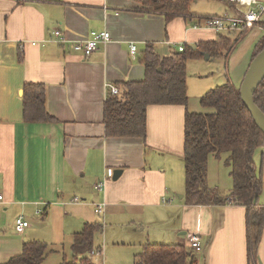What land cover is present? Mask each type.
<instances>
[{
  "label": "crops",
  "instance_id": "1",
  "mask_svg": "<svg viewBox=\"0 0 264 264\" xmlns=\"http://www.w3.org/2000/svg\"><path fill=\"white\" fill-rule=\"evenodd\" d=\"M198 1H192L189 15L166 20L145 11L138 0H0V264L19 256L30 241L47 245L42 264L71 263L73 236L87 223L102 225L93 239L101 251L94 264H135L147 244L184 246L197 264H247L243 207L186 206L183 201L184 116L186 111L211 112L200 105V97L213 85L190 91L186 82V106H149L144 139L104 132L108 86L144 79L138 60L146 44L168 57L169 47L195 50L200 42L240 33L194 28L203 17L243 11L218 0L197 8ZM263 16L223 57L225 74L238 89L264 35ZM56 30L65 43L53 38ZM103 31L110 41L88 58L72 51L92 32ZM131 44L138 52L135 59L129 55ZM26 83L45 86V109L54 121H23ZM228 158V153L211 154L206 167L208 186L225 194L232 188ZM253 159L262 171L259 203L264 206V147ZM115 170L121 172L113 180ZM97 183L103 185L100 191ZM97 206H102L100 214ZM19 217L29 223L22 234L14 226ZM193 233L200 235L199 252L188 244ZM256 264H264V229Z\"/></svg>",
  "mask_w": 264,
  "mask_h": 264
},
{
  "label": "trees",
  "instance_id": "2",
  "mask_svg": "<svg viewBox=\"0 0 264 264\" xmlns=\"http://www.w3.org/2000/svg\"><path fill=\"white\" fill-rule=\"evenodd\" d=\"M145 11L163 14L166 20L176 15H189L193 0H138ZM264 29V26H263ZM246 32L236 38L219 36L217 41L200 42L195 50L186 47L177 52L169 47V56L162 57L155 45L146 44L139 57L144 79L121 82L117 95L108 94L103 105L106 137L141 138L146 136V110L149 106H186V64L188 60L207 55L227 57ZM264 49V35L255 45L251 62ZM45 86L26 83L22 88V117L25 123H49L54 119L45 109ZM253 102L264 115V78L257 86ZM203 108L213 113H185L183 138L184 204L186 206L237 205L245 210V245L247 264H256V252L264 229L262 171L254 163L255 152L264 147V134L255 125L243 104L239 89L225 76V82L200 97ZM229 154L232 188L228 193L207 184V159L213 154ZM102 225L87 223L73 236V261L62 264H93L89 253L98 249L94 235ZM100 251V250H99ZM101 252V251H100ZM47 245L39 241L23 244L19 256L8 264H42ZM135 264H197L193 254L181 245H144L135 257Z\"/></svg>",
  "mask_w": 264,
  "mask_h": 264
},
{
  "label": "built area",
  "instance_id": "3",
  "mask_svg": "<svg viewBox=\"0 0 264 264\" xmlns=\"http://www.w3.org/2000/svg\"><path fill=\"white\" fill-rule=\"evenodd\" d=\"M223 3L232 4L239 8H243V11H239L235 16H219V17H203L200 19L201 24L194 25V28H203L212 31L216 34L222 33H233L242 32L252 29L254 26L260 23L261 16L264 14V0H218ZM53 38L56 42L62 44L66 42L65 37L58 30L52 32ZM111 39L110 34L107 31L103 32H92L90 38L77 42L72 46V51L81 54L84 58H88L101 44L109 42ZM23 44L19 45L20 49H23ZM184 50L183 46L178 47V52ZM138 54L136 46L131 44L129 46V55L131 59H135ZM109 94L117 95L118 88L114 86H108ZM108 176H112V172L108 171ZM102 183H97L95 185L96 190H101ZM2 200V196H0ZM96 212L100 214L102 212V206L96 207ZM39 214V211L37 212ZM15 230L18 234H22L28 227L29 223L25 221L22 217L15 220L14 223ZM189 247L195 251L199 252L201 250V239L198 233H193L188 235ZM101 252L99 250H92L89 253L90 260L97 263L100 258Z\"/></svg>",
  "mask_w": 264,
  "mask_h": 264
},
{
  "label": "rangeland",
  "instance_id": "4",
  "mask_svg": "<svg viewBox=\"0 0 264 264\" xmlns=\"http://www.w3.org/2000/svg\"><path fill=\"white\" fill-rule=\"evenodd\" d=\"M212 0H199L196 7L202 8ZM194 3L191 4L193 8ZM264 21V16H263ZM264 26V25H263ZM234 39V37L232 38ZM225 62L223 58H210L205 59L204 56L190 59L186 66V82L187 88L191 91L192 88L197 89L200 85H213L218 87L225 82ZM211 87V88H212ZM209 88V89H211ZM213 113V110L209 109ZM100 234L97 235L96 240Z\"/></svg>",
  "mask_w": 264,
  "mask_h": 264
},
{
  "label": "water",
  "instance_id": "5",
  "mask_svg": "<svg viewBox=\"0 0 264 264\" xmlns=\"http://www.w3.org/2000/svg\"><path fill=\"white\" fill-rule=\"evenodd\" d=\"M205 58H207V56H205ZM255 75H257L256 79H255ZM263 78H264V49L250 63L248 70L246 71V74L241 83V86L239 88V93L243 104L249 111L257 128L264 134V115L255 106L253 102L254 92ZM120 172H121L120 170H115L113 172L112 179L116 180L120 175Z\"/></svg>",
  "mask_w": 264,
  "mask_h": 264
},
{
  "label": "bare ground",
  "instance_id": "6",
  "mask_svg": "<svg viewBox=\"0 0 264 264\" xmlns=\"http://www.w3.org/2000/svg\"><path fill=\"white\" fill-rule=\"evenodd\" d=\"M228 6V5H227ZM199 20V19H198ZM257 78V75H255V79ZM99 250V249H98Z\"/></svg>",
  "mask_w": 264,
  "mask_h": 264
}]
</instances>
